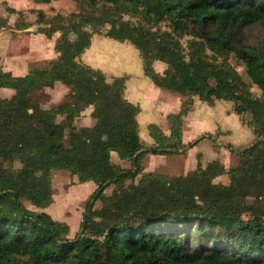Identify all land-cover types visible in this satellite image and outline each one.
Here are the masks:
<instances>
[{
	"label": "trees",
	"instance_id": "obj_1",
	"mask_svg": "<svg viewBox=\"0 0 264 264\" xmlns=\"http://www.w3.org/2000/svg\"><path fill=\"white\" fill-rule=\"evenodd\" d=\"M71 1L78 4L77 13L37 20L42 26L36 34L47 40L59 34L56 57L47 67L22 77L0 69V89L14 92L0 97V264H264V39L256 46H235L246 27L264 28V0ZM6 10L18 16L15 30L31 26L22 12ZM161 23L170 30L162 31ZM6 26L0 17V32ZM194 29L207 33L193 36ZM96 34L133 46L143 75L183 99L179 111L166 117L168 136L156 124L147 126L151 147L139 135L140 107L124 97L127 77L107 82L81 60ZM183 37H190L185 46ZM231 56L254 80L259 97L239 92L241 77L228 62ZM154 62L164 65L161 73ZM55 83L69 91L64 102L44 109L33 96ZM194 98L209 107L232 103L242 122L249 116L245 124L254 142L241 150L228 145L239 158L232 169L212 161L204 168L198 163L185 176L145 173L147 155H178L212 140L207 135L182 144L183 119L193 111ZM88 108L91 125L78 126ZM112 153L130 167L113 163ZM56 171L96 186L72 239L65 238V225L23 204L47 209ZM221 176L227 185L214 182ZM193 234H198L194 247Z\"/></svg>",
	"mask_w": 264,
	"mask_h": 264
},
{
	"label": "rangeland",
	"instance_id": "obj_2",
	"mask_svg": "<svg viewBox=\"0 0 264 264\" xmlns=\"http://www.w3.org/2000/svg\"><path fill=\"white\" fill-rule=\"evenodd\" d=\"M7 7L13 8L17 12H22V20L31 26L27 30H15L14 26L18 20V16L16 14H9L6 10ZM78 9V4L71 0H57L49 4H42L37 2V0H0V17L7 20L6 28L0 32V69L8 68L17 73H25L33 69L47 67L49 62L56 57L53 45L59 34L54 35L50 40H47L43 35L36 34V29L42 26L37 24V20L40 21L39 23H44L56 14L68 16L72 13H77ZM38 13H41L39 17ZM123 19L132 23L136 22V19L130 18L126 15L123 16ZM159 27L162 31L170 30L165 23H161ZM108 29L109 26H106L101 29V33L103 34ZM191 33L195 36L198 33L206 34L207 31L205 29L201 31L194 29ZM102 34H96L93 37L95 38V42H102L104 43L103 45H105L103 46L104 50L97 56L101 58L102 61L105 60L112 66L110 68V65L105 63L106 70H109L108 72H103L107 82H111L113 78L111 75L112 73L121 76L123 73L133 74L134 77L130 81L129 88L133 93L137 94V96L141 95L145 97L148 102L151 103L150 105L152 107L153 98L160 94L155 95L151 93L147 84L150 83V81L144 78L145 82L143 81V83L142 79L139 78V75L143 74L142 63L138 51L128 43H119L108 39L109 42L114 43L109 45L106 41L107 38ZM188 39H190V37H183L181 39V44L185 46ZM263 39V27L259 25L248 26L237 34L235 38V46L237 48L256 46L261 43ZM114 52L120 55L118 60L117 57L114 59ZM228 62L241 77V83L238 86L239 92L248 91L255 97H259L260 92L256 88L254 80L247 74L245 67L238 62L234 56H231L228 59ZM161 67L160 71L164 69L163 66ZM57 85L58 86L53 89H44L35 93L33 99L44 109L58 106L64 102L66 92L63 93V89L66 88L62 84ZM160 92L161 95H165V98L175 97L178 99L176 95L169 92H162L159 90V93ZM8 94V92L2 91L0 97H9ZM175 100L176 99L174 98L169 99L171 106L174 105ZM195 100L199 101L197 98L193 101ZM178 101L180 103L183 99H178ZM202 107L208 108L209 106L206 107L203 105ZM202 107L196 111L202 114L201 118L203 121L199 122L200 126L188 130V138L189 141H193L199 137L211 135L212 140L206 139L202 142L201 152H193L194 150L191 148L181 154L173 156L147 155L143 163V170L145 173H157L174 177L176 175L185 176L182 174L194 172L198 163H200L203 168L207 163L212 161L219 162L225 169H232L238 165L239 158L236 155L231 154L227 147L230 145L236 150H241L250 146L254 142L255 138L251 129L245 124L249 120V116H244L242 118L244 122H242L240 117L233 113L232 103L226 101L215 103L209 110H204ZM86 119L87 115L84 114V116L80 117L79 121L76 120V124L85 125L87 123L85 122ZM138 121L140 122L139 135L143 144L147 147L153 146L154 142L149 137L146 129L149 125L148 123L153 122V120L149 118L148 113H144ZM159 123L161 124V129L165 130L168 136L170 134V125L166 118H164L162 123L159 119ZM112 161L123 168L130 167L128 162L120 161L115 154L112 156ZM16 167L19 166L16 165ZM139 178L140 176L135 178L134 184L138 182ZM214 182L227 185L228 179L226 176H221L216 178ZM129 183L130 182H127L126 185ZM51 184L53 188V203L47 209H37L26 201H24L23 204L31 211L45 212L54 221L65 225L68 228V235L65 238L72 239L79 230V224L86 203L95 191L96 186L92 182L80 184L76 177L63 171L51 173ZM112 190V186L107 188L105 191L106 195L109 196ZM100 206V202L94 203V209H99ZM193 236L194 240L191 244L192 247L197 245L195 236H198V234H193Z\"/></svg>",
	"mask_w": 264,
	"mask_h": 264
},
{
	"label": "crops",
	"instance_id": "obj_3",
	"mask_svg": "<svg viewBox=\"0 0 264 264\" xmlns=\"http://www.w3.org/2000/svg\"><path fill=\"white\" fill-rule=\"evenodd\" d=\"M106 41H107V43L109 45L114 44L113 42H109L108 39ZM110 41H113V40H110ZM55 43H56V41H55ZM103 44L104 43H102V42H100V43H98L97 41L95 42V38L93 37L89 49H87L83 53V55L81 56V60H82V62L84 64L90 66L93 69L100 70L102 73L109 71V70H106V68H105V66H106L105 63H107V64H109V63L106 62L105 60L102 61V59L97 56V55H99L101 53V51L104 50L103 49V46H105V45H103ZM54 46H55V44L53 45V48H54ZM119 56L120 55L118 53L114 52V54H113L114 59L117 57V60H118L119 59ZM161 66L164 67V65L161 64V63H159V62H154V64H153V68L158 73H161L164 70L163 69V70L160 71V69L162 68ZM111 67L112 66L110 65V68ZM2 70L4 72H9L13 76H17V77L25 76L29 72V71H27L25 73H17L16 71H13V70L8 69V68L7 69L6 68H2ZM142 74H143V72H142ZM111 75H112V77H123V76L127 77V80H126V83H125L124 96H125V98H126L127 101H129L130 103H132L134 105H138L140 107V113L137 116V122H138V125H139V132H140V122L138 121V119H140V117L143 116L144 113H148L149 114V118L153 120V122L148 123V124H156L161 129V124L159 123V119H160V121L162 123L164 121V118H166V116L168 114L177 113L179 111L180 103H179L178 99L175 98V97H170V98L167 97V98H165V95H161V92L159 93V90L160 89L157 90L158 88L155 87L151 82H150L151 84L150 83H147L148 86H149V88H150V90H151V93H153L155 95L160 94L157 97L153 98L154 100L152 101L153 102L152 103L153 104L152 107L150 105L151 103H149L148 100L145 97H143L141 95H138L137 96V94L133 93L131 91V89L129 88L130 81L134 77L133 74H131V73H123L122 76H121V75L113 74L112 73ZM139 78H141L142 79V82H143L145 80L144 78H146V77L144 75H141L140 74L139 75ZM57 84H60V83H55L54 87L58 86ZM2 91L8 92L9 93L8 94L9 97H11L14 94V92L12 90H8V89H0V94H1ZM68 91H69L68 88L63 89V93L66 92L65 95L67 94ZM160 91H162V90H160ZM162 92H164V91H162ZM10 94H11V96H10ZM9 97H2V98H9ZM171 98L176 99L173 106H171V104L169 103V99H171ZM203 105L206 106V107H208L207 105H205V104H203V103L195 100L194 103H193V111L190 112L183 119L182 144L184 146L187 145L188 143L192 142V141H189V138H188V136H189L188 130L191 129V128H194L195 129L197 126H200L199 122L203 121V119L201 118L202 117V114L201 113H198L196 111L198 109H201V107ZM203 109L204 110H209L211 108L208 107V108H203ZM85 112H87V113H85ZM90 113H91V108H88L87 110H85L81 114V116H84V114L87 115V119L85 120V122H87V123L85 125L84 124H82V125L79 124L78 126H81V127H89L91 125ZM151 115H153V116H151ZM80 117L77 119L78 121H79ZM161 130H162V132L165 135H167L166 132H165V130H163V129H161ZM204 141L205 140L201 141L198 145H196L194 148H192L194 150L193 152H201L200 151L201 150V147H202L201 144ZM113 154L114 153L111 154V157L113 156ZM186 174L187 173H184L182 175H186Z\"/></svg>",
	"mask_w": 264,
	"mask_h": 264
}]
</instances>
